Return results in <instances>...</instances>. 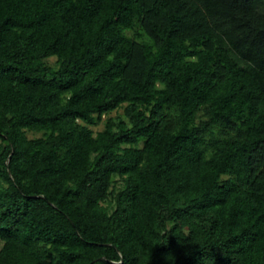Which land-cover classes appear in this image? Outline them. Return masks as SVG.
<instances>
[{
    "label": "trees",
    "instance_id": "16d2710c",
    "mask_svg": "<svg viewBox=\"0 0 264 264\" xmlns=\"http://www.w3.org/2000/svg\"><path fill=\"white\" fill-rule=\"evenodd\" d=\"M0 264H264V0H0Z\"/></svg>",
    "mask_w": 264,
    "mask_h": 264
},
{
    "label": "rangeland",
    "instance_id": "374dc122",
    "mask_svg": "<svg viewBox=\"0 0 264 264\" xmlns=\"http://www.w3.org/2000/svg\"><path fill=\"white\" fill-rule=\"evenodd\" d=\"M127 34H128V35H131V36L133 35V33H130V32L127 33ZM55 61H56V60H55L54 58H51V59H48L46 62H47L48 65L54 67V66H55ZM112 116L115 117L116 114H113ZM102 129H103V125H102V124H99L98 126H96V127L93 128V130L96 131V132H97V131H101ZM28 136H30V137H37V136H39V135L28 134Z\"/></svg>",
    "mask_w": 264,
    "mask_h": 264
}]
</instances>
